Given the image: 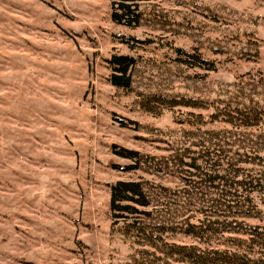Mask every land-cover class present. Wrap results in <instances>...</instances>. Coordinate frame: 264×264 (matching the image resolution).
Returning a JSON list of instances; mask_svg holds the SVG:
<instances>
[{"label": "rangeland", "instance_id": "374dc122", "mask_svg": "<svg viewBox=\"0 0 264 264\" xmlns=\"http://www.w3.org/2000/svg\"><path fill=\"white\" fill-rule=\"evenodd\" d=\"M111 2L0 0V264L171 261L134 225L167 244L242 251L216 179L233 176L217 161L224 151L241 174L264 159V0H152L133 27L112 21ZM113 55L136 60L128 89L111 84ZM237 112L261 124L237 130L225 121ZM118 181L144 184V213L113 218ZM253 198L261 214L243 219L264 228V194ZM204 220L207 241L177 228Z\"/></svg>", "mask_w": 264, "mask_h": 264}, {"label": "trees", "instance_id": "16d2710c", "mask_svg": "<svg viewBox=\"0 0 264 264\" xmlns=\"http://www.w3.org/2000/svg\"><path fill=\"white\" fill-rule=\"evenodd\" d=\"M152 0H112L111 9L112 21L117 25L126 27H133L140 23L143 18V13L140 11V6L143 3L150 2ZM180 54H186L181 50H178ZM201 65H207V62L198 59ZM109 64L113 68V74L111 75L110 81L112 86L117 88L128 89L131 87L132 79L129 75L130 69L136 64V60L133 57L125 55H113L109 59ZM200 65V66H201ZM209 66V65H208ZM207 70H212L210 67ZM234 113V112H233ZM237 112V115L232 113H226L225 121L237 130H241L242 127L248 129L253 126H259L261 124L260 118L255 113L244 114ZM113 153L119 157L137 160L141 157L138 152L120 149L113 147ZM224 151L218 156V166L221 172L232 175L231 183L225 181V175L216 176V179L221 180L219 189L224 194L227 190L230 192L232 199L227 201L228 210H236L233 215L230 213V218L227 222L228 229L226 232L247 236L244 239L234 237L230 239L234 246L240 247L241 252H234L229 250H203L196 246L176 245L167 244L159 237H153L151 231L147 228L138 227L134 225L135 232L138 233V237L147 239L150 244L162 251L167 255L171 261L163 264H264L263 259L255 260L252 255H248L246 250L254 247H259L264 250V228L252 226L244 221L245 218L259 216L261 210L256 204H254V194H264V159L255 155L251 156L247 154L248 158L251 156L252 161L250 165L259 166L257 169H250L243 173H234L238 169H235L237 164H232L226 157H224ZM228 169H224V166ZM135 166L127 167V170H132ZM235 169V170H234ZM215 179V180H216ZM214 181V179H213ZM111 197H110V210L113 214L114 219L124 218L127 214L144 213L140 211L150 206V197L144 188V184L140 181H118L111 185ZM244 218V219H243ZM211 221H201L198 225L187 222V225L177 227L187 235L194 236L199 239L207 241L211 239L215 230L212 227ZM252 250V249H251ZM250 250V252H252ZM136 264H146L142 261H135Z\"/></svg>", "mask_w": 264, "mask_h": 264}]
</instances>
